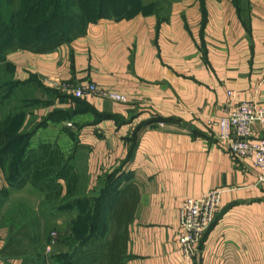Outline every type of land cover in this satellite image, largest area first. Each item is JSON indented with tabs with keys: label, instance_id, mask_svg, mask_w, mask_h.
Instances as JSON below:
<instances>
[{
	"label": "crops",
	"instance_id": "crops-1",
	"mask_svg": "<svg viewBox=\"0 0 264 264\" xmlns=\"http://www.w3.org/2000/svg\"><path fill=\"white\" fill-rule=\"evenodd\" d=\"M154 1L164 3L90 23L53 50L7 54L1 65L26 89L27 105L37 104L25 109V126L35 128L29 148L59 151L77 196L112 176L120 184L112 204L131 186L126 264H264L260 171L231 155L209 124L239 101L264 107V0ZM90 84L128 102L75 96ZM58 182L65 196L68 185ZM13 189L0 166V194ZM211 190L222 191L215 222L189 259L179 243L181 210ZM4 237L0 232V253ZM0 264L22 260L0 255Z\"/></svg>",
	"mask_w": 264,
	"mask_h": 264
},
{
	"label": "trees",
	"instance_id": "trees-1",
	"mask_svg": "<svg viewBox=\"0 0 264 264\" xmlns=\"http://www.w3.org/2000/svg\"><path fill=\"white\" fill-rule=\"evenodd\" d=\"M42 1H32L29 14L25 16L26 20L30 19L32 10L46 12L49 9L53 10L52 16L60 12L69 19L71 24L80 25L71 30V36L60 32L54 37L48 36L33 42V40L17 38L13 30L10 31L13 22L11 15L17 14L10 9H0V89H8L4 98L15 95V90L21 86L14 79L10 66L1 65L4 64L9 52L17 49L35 52L50 51L83 35L90 23L107 17H130L138 11H146V5L142 3V0H138V3L130 10L125 8L124 0H46L45 3H48L43 4L44 10ZM49 3H53L57 9L49 7ZM160 4L156 2L154 10ZM4 11L7 13H3ZM51 23L52 21L48 22V26ZM16 112L18 114L0 118V166L2 164L4 166L7 182L17 189L25 187L28 183L37 187L46 195V203L50 204L47 210L51 214L55 213L56 209L78 208L82 204L95 202V206L83 211L79 207L81 211L73 221L75 228L72 236H69V241L64 242L71 252L50 255L51 260L57 263L60 259L66 260L67 264H126L129 223L135 209V196L132 194L131 186H127L119 193L117 199L109 204L110 197L120 184L118 179L107 176L98 182V186L101 184L102 187L101 190L98 187L95 190L97 193L100 192L98 200L94 196L78 198L73 192L76 180L68 173L69 161L51 146H42L39 153L29 148L35 128L31 125L25 126L27 111L23 107L16 108ZM19 123L25 126L21 132L18 128L21 126ZM60 179L65 180L69 188L65 196L61 195V186L58 182ZM128 190L129 199L124 201ZM56 201L59 202L58 205L52 207ZM25 227L30 228L24 225L11 231L8 243L0 255L7 259H20L22 264L46 263L42 253L47 244L42 243L43 240L38 233L39 226L33 224L32 230H37L36 233L28 231Z\"/></svg>",
	"mask_w": 264,
	"mask_h": 264
},
{
	"label": "rangeland",
	"instance_id": "rangeland-1",
	"mask_svg": "<svg viewBox=\"0 0 264 264\" xmlns=\"http://www.w3.org/2000/svg\"><path fill=\"white\" fill-rule=\"evenodd\" d=\"M32 1L34 0H0V9L6 8L14 11L17 15H11L12 23L11 30H13L16 37L19 39H29L36 42L37 40L44 39L45 37L50 36L54 37L56 34L60 32L66 33V35L71 36V30L74 29L77 25L80 24H71L69 19L65 18L60 12L57 14L51 15L53 10L40 11V10H32L30 13V21L25 19V16L29 14V9L31 8ZM46 0L42 1V9L43 4ZM95 1V0H94ZM125 8L131 9L138 2V0H124ZM162 1V0H160ZM164 1V0H163ZM142 3L146 5V11L150 12L154 10L155 1L154 0H142ZM163 4L164 2H158ZM49 7H54L53 3H49ZM3 13H7L4 11ZM22 16V17H21ZM52 21L50 26H48V22ZM28 22V23H27ZM43 25L45 26L43 28ZM25 88H17L15 90V95L9 96V98H4L5 94L8 93V89H0V116L3 118L8 117L12 114H18L16 112V108L23 107L27 109L24 95H26ZM28 107L30 111H32L36 103H31L29 101ZM20 124V123H19ZM18 124V125H19ZM19 132L25 129V126L20 124ZM1 168L4 169L3 164ZM6 178V172H5ZM98 189L101 190V184L98 186ZM6 190V189H5ZM12 192L2 191L0 194V232L5 233L4 243L7 244L9 237L11 235V231L15 230V228L28 225L30 228H26L28 231H32V233H36L37 230H32L33 224L38 225V233L41 237L43 244H47L45 247L44 253H42L43 259H46V263L43 264H67L66 260H51L50 255H57L71 252L69 247L64 244L70 240L72 236L73 229V221L76 218V215L82 210L95 206V202H91L88 204H82L78 206V208L73 211L70 210H55V213H49L47 208L50 204L45 200V194L39 191V189L32 188L29 186L28 188H20L11 190ZM86 196H94L96 200L100 197V192L97 193L95 191L88 194H79L77 197L82 198ZM63 202V201H62ZM58 201L54 202L52 207L57 206ZM61 205V204H60ZM59 205V206H60ZM81 210H80V208ZM70 236V237H69ZM49 240V241H48ZM48 241V242H47ZM47 242V243H46ZM106 248H104L105 250ZM4 258L3 256H1Z\"/></svg>",
	"mask_w": 264,
	"mask_h": 264
},
{
	"label": "built area",
	"instance_id": "built-area-1",
	"mask_svg": "<svg viewBox=\"0 0 264 264\" xmlns=\"http://www.w3.org/2000/svg\"><path fill=\"white\" fill-rule=\"evenodd\" d=\"M86 93L96 94L116 103H127L125 95L100 89L95 84L75 91L77 98ZM232 96V93H230ZM209 124L218 128L217 138L229 153L239 159H250L260 171L259 184L264 188V107L257 100L239 101L233 104L228 114ZM261 126L260 134L254 126ZM73 128L72 123H67ZM222 191L211 190L200 198H188L181 210L183 233L179 243L183 254L191 259L196 255L197 244L215 222L221 203Z\"/></svg>",
	"mask_w": 264,
	"mask_h": 264
}]
</instances>
